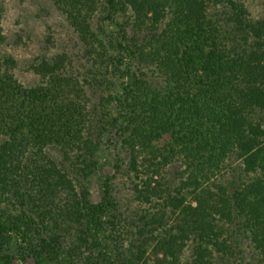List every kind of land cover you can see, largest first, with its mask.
I'll use <instances>...</instances> for the list:
<instances>
[{
	"label": "trees",
	"instance_id": "1",
	"mask_svg": "<svg viewBox=\"0 0 264 264\" xmlns=\"http://www.w3.org/2000/svg\"><path fill=\"white\" fill-rule=\"evenodd\" d=\"M52 1L83 45L81 69L63 52L26 84L0 30V264L21 242L34 264H147L150 251L160 264H224L243 250L226 226L264 248V19L236 0ZM113 146L135 199L159 206L132 221L125 247L112 218L87 217L83 184ZM237 163L260 177L215 188ZM161 168L168 185L154 180Z\"/></svg>",
	"mask_w": 264,
	"mask_h": 264
},
{
	"label": "rangeland",
	"instance_id": "2",
	"mask_svg": "<svg viewBox=\"0 0 264 264\" xmlns=\"http://www.w3.org/2000/svg\"><path fill=\"white\" fill-rule=\"evenodd\" d=\"M236 1L245 4L249 18L252 20L264 19V0ZM224 2L226 4L228 0ZM222 7L221 11L229 10V8H224V5ZM221 22L229 23L231 26L230 17L226 14H223ZM110 27L115 29L114 25ZM0 30L4 35L1 53L15 60V64L11 66L17 77L26 84L41 82L43 74L39 72L37 65L42 61L51 62L63 52L74 57L75 68L81 69L85 65L78 57L83 45L70 27L62 10L52 0H0ZM119 156H121L119 146L105 148L102 151L100 168L85 178L83 184L88 187L90 194L87 217L93 223L99 219L112 218L111 220L117 226V228L112 226L116 231L115 235H120V243L125 247L130 240L137 242V238L135 239V236L131 234L134 228L132 221H138V217L149 214L148 212H157L159 206L156 204L149 206V203H140L135 199L136 193L133 187L138 179L127 170L124 164L120 163ZM235 161L236 158L231 164H235ZM236 165V169L234 165H230L226 174L218 180L214 178L211 182H215L216 185L213 186L217 189H219L218 186L226 187L229 193H233L235 186L242 189L260 177V173L245 172L240 164ZM160 171L155 176V181L166 183L174 180L175 176L167 173V169L161 168ZM107 181L112 187L111 201L103 197L106 183H109ZM188 201H193L190 194H188ZM174 217L175 214H167L165 220L169 222ZM67 219L70 220V218ZM68 220L61 225V229L75 236L77 226ZM237 228L238 225H234V229ZM226 229L228 232L225 237L229 240L227 242H230V233L233 232L237 235L236 239L232 237L235 241L234 245L238 244L243 250L236 249L231 257H225L224 264H264V248L256 246L250 238L248 229L243 234L242 230L238 229L236 232L229 226H226ZM187 252V257L190 258V253ZM14 254L16 256L14 264H34L35 254L27 248L24 242L15 246ZM161 257L162 254H154L150 251L146 256L147 264H160Z\"/></svg>",
	"mask_w": 264,
	"mask_h": 264
}]
</instances>
